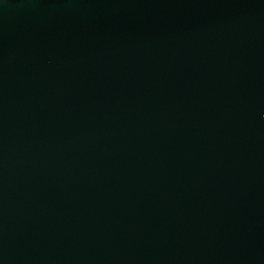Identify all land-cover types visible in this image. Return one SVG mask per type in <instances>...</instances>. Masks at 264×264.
<instances>
[{
    "label": "water",
    "instance_id": "obj_1",
    "mask_svg": "<svg viewBox=\"0 0 264 264\" xmlns=\"http://www.w3.org/2000/svg\"><path fill=\"white\" fill-rule=\"evenodd\" d=\"M0 264H264V0H0Z\"/></svg>",
    "mask_w": 264,
    "mask_h": 264
}]
</instances>
